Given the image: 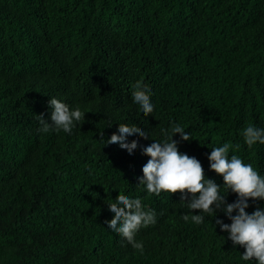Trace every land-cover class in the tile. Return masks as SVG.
Instances as JSON below:
<instances>
[{
    "label": "trees",
    "instance_id": "16d2710c",
    "mask_svg": "<svg viewBox=\"0 0 264 264\" xmlns=\"http://www.w3.org/2000/svg\"><path fill=\"white\" fill-rule=\"evenodd\" d=\"M137 83L153 94L147 117ZM49 97L86 111L71 134L37 132ZM174 122L192 137L175 134L178 150L217 184L207 157L225 142L264 173V145L241 135L264 127V0H0V264H254L216 225L230 223L222 212L186 222L199 210L179 191L138 185L143 148ZM121 126L151 137L129 139L131 157L105 141ZM120 195L157 213L136 235L142 253L106 226Z\"/></svg>",
    "mask_w": 264,
    "mask_h": 264
},
{
    "label": "clouds",
    "instance_id": "9594fccd",
    "mask_svg": "<svg viewBox=\"0 0 264 264\" xmlns=\"http://www.w3.org/2000/svg\"><path fill=\"white\" fill-rule=\"evenodd\" d=\"M152 92L141 83L132 88V104L139 113L147 117L155 110L151 97ZM50 116L45 119L43 114L35 118L39 127L37 132L48 134L63 131L71 134L73 129L85 120L86 111L81 107H70L62 99L49 97ZM179 123H172L170 128H160L159 138H151L149 133L137 127L121 126L117 134L105 140L107 145L118 146L127 150L129 157L138 148L139 141L133 137L151 138L152 143L143 148V154L148 156L142 167V176L138 177V185L143 186L147 193L159 195L162 191L176 193L179 191L181 201L191 210H199V214L183 219L191 220L199 225L205 221V213L215 217L222 212L230 223L216 219V225L222 232L228 233V239L233 246L239 245L244 251L240 254L243 261H253L254 264H264V208H257L247 213L249 198L264 201V173H261L252 163H246L239 155H229L230 151L238 149L239 145L225 142L211 148L207 159L209 169L222 177V184L209 179L199 160L178 150V142L173 139L179 134L183 141L190 140L191 133L185 131ZM244 143L251 148L256 144L264 145V127L249 123L241 132ZM235 193L236 200L228 203V193ZM108 211L113 219L106 226L113 233L122 237L134 249L143 252V241L136 240L141 228L154 225L157 220L155 210L148 208L140 197L120 195L114 202L108 204ZM235 212V214H233Z\"/></svg>",
    "mask_w": 264,
    "mask_h": 264
}]
</instances>
